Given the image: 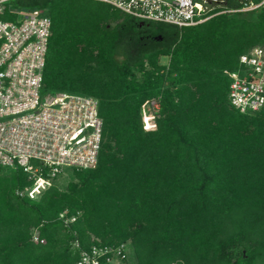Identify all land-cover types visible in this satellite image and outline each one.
Here are the masks:
<instances>
[{
	"label": "trees",
	"instance_id": "1",
	"mask_svg": "<svg viewBox=\"0 0 264 264\" xmlns=\"http://www.w3.org/2000/svg\"><path fill=\"white\" fill-rule=\"evenodd\" d=\"M13 4L52 18L43 94L96 97L103 128L96 167L69 169L66 189L32 198L29 175L0 166V264H74L123 242L129 264H264V106L238 110L227 73L264 45V9L180 28L98 0Z\"/></svg>",
	"mask_w": 264,
	"mask_h": 264
},
{
	"label": "built area",
	"instance_id": "2",
	"mask_svg": "<svg viewBox=\"0 0 264 264\" xmlns=\"http://www.w3.org/2000/svg\"><path fill=\"white\" fill-rule=\"evenodd\" d=\"M98 1L139 19L180 28L223 12L264 9V0H237V8L225 7V0ZM52 25L44 8L26 9L15 6L13 0H0V166L26 172L32 184L22 194L32 198L69 169L95 168L102 139L103 119L96 97L68 91L43 94ZM239 60L237 70L227 71L231 103L243 113H253L264 106V45L241 54ZM147 106L152 109L145 117L148 129L156 125L160 103L149 100L143 111ZM61 217L66 223L76 220L67 212ZM34 240H39L37 233ZM131 251L130 242L93 244L81 249L74 264H129Z\"/></svg>",
	"mask_w": 264,
	"mask_h": 264
},
{
	"label": "rangeland",
	"instance_id": "3",
	"mask_svg": "<svg viewBox=\"0 0 264 264\" xmlns=\"http://www.w3.org/2000/svg\"><path fill=\"white\" fill-rule=\"evenodd\" d=\"M203 0H196V3H199V2H202ZM213 5V7H216L217 9H221V7L219 6V4L218 3H213L212 4ZM260 10H262V9H260ZM260 11L259 10H256V12H255V14H258ZM169 59H170V57L169 56H167V55H163V56H161V58H160V62L161 63H163V64H168L169 63ZM151 108H149V106H147V108L145 107L144 108V111H143V114H144V122H145V117H147V119H148V115L150 114V112H151ZM156 118H157V114H156ZM156 118H155V120H154V122L156 123ZM151 122V121H150ZM145 124H146V122H145ZM3 174H5V175H8V174H11V170H9V169H5L4 171H3ZM71 178V173H70V170H68V171H66L65 173H63V174H61L58 178H57V180L55 181V184H56V186H58V187H60V189H66L67 188V182H68V180ZM244 252L245 250H244V248L243 247H239L238 249H237V251H236V254L237 255H239L240 254V252Z\"/></svg>",
	"mask_w": 264,
	"mask_h": 264
}]
</instances>
